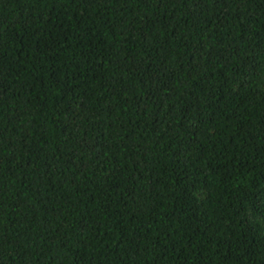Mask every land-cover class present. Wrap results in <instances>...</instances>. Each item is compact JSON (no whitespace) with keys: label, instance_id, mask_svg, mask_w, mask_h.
I'll return each mask as SVG.
<instances>
[{"label":"trees","instance_id":"16d2710c","mask_svg":"<svg viewBox=\"0 0 264 264\" xmlns=\"http://www.w3.org/2000/svg\"><path fill=\"white\" fill-rule=\"evenodd\" d=\"M193 11L0 0V264H264V0Z\"/></svg>","mask_w":264,"mask_h":264},{"label":"snow or ice","instance_id":"6c2138e0","mask_svg":"<svg viewBox=\"0 0 264 264\" xmlns=\"http://www.w3.org/2000/svg\"><path fill=\"white\" fill-rule=\"evenodd\" d=\"M191 2H192V4L194 5V11H193V14H196V13L199 11L201 5H203V4L206 2V0H191ZM101 67H102V65H101ZM196 67L198 68V65H197ZM245 83H246V82H245ZM2 90H3V89L0 88V91H2ZM81 108H83V105H81Z\"/></svg>","mask_w":264,"mask_h":264}]
</instances>
